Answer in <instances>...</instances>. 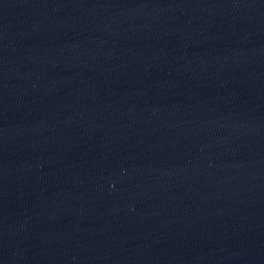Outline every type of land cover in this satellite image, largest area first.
Segmentation results:
<instances>
[{"label":"water","instance_id":"95a60500","mask_svg":"<svg viewBox=\"0 0 264 264\" xmlns=\"http://www.w3.org/2000/svg\"><path fill=\"white\" fill-rule=\"evenodd\" d=\"M0 264H264V0H0Z\"/></svg>","mask_w":264,"mask_h":264}]
</instances>
